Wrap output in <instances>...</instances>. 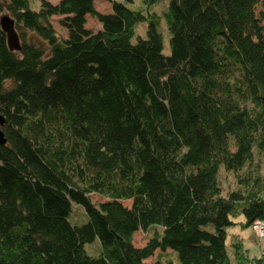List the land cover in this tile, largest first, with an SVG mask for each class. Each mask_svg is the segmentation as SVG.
I'll use <instances>...</instances> for the list:
<instances>
[{"label": "trees", "instance_id": "obj_1", "mask_svg": "<svg viewBox=\"0 0 264 264\" xmlns=\"http://www.w3.org/2000/svg\"><path fill=\"white\" fill-rule=\"evenodd\" d=\"M94 1L0 0V264H264L227 233L264 220V0Z\"/></svg>", "mask_w": 264, "mask_h": 264}, {"label": "rangeland", "instance_id": "obj_2", "mask_svg": "<svg viewBox=\"0 0 264 264\" xmlns=\"http://www.w3.org/2000/svg\"><path fill=\"white\" fill-rule=\"evenodd\" d=\"M51 2H57L58 0H50ZM33 5H37V1L32 2ZM168 0H159L155 3H153L148 10L150 9L151 11H155L158 15H160L167 7ZM129 7L134 8V9H140V10H145L146 8L142 7L141 0H133L132 3L127 4ZM94 7L96 10L100 12H108L110 11V2L107 0H95L94 1ZM60 17L57 15H53L51 17V24L57 32L63 37L66 35V30L62 28V26L59 24L58 19ZM85 26L91 30H96L100 27V23L94 18L91 17L90 15L86 16V23ZM158 30L162 35V43H163V48L162 51L163 53H168L169 52V33L166 28L164 20L160 22L158 25ZM145 29H146V23L144 21H140L135 23L133 27V36L132 40L135 39V36L140 35L144 36L145 35ZM220 179L222 183V187L224 191H227V188H234L235 187V182L233 179V176L231 173L221 171L220 173ZM263 195V194H262ZM92 198L95 201H102L104 200L103 197L97 195V194H92ZM123 204L129 205L130 201L124 200L122 201ZM68 219L71 223H76V224H81L86 220V214L84 213V209L80 204H77L75 202H71V210L68 215ZM160 233L161 232V227L160 226H151L147 228L146 230H137L133 234V244L136 246H141L143 245L147 239L153 235L154 233ZM231 232H237L239 233L245 242V245L251 246V253L254 254H261L262 256L264 255V237L259 239L256 238L255 236L252 235V229L251 226L248 227H240L238 224L231 225L227 228V233ZM253 236V237H252ZM228 242H226L227 244ZM244 244V243H243ZM86 250L91 253V254H96L99 251V241L98 238H95L92 242L86 243L85 244ZM227 251L230 253L229 246H227ZM249 252V250H248ZM155 256H157L160 260L164 261L166 259H171L173 261H176V255L175 253L170 250V249H165L164 251L156 250L155 254L148 258L147 261H152L155 259ZM164 263V262H163Z\"/></svg>", "mask_w": 264, "mask_h": 264}, {"label": "water", "instance_id": "obj_3", "mask_svg": "<svg viewBox=\"0 0 264 264\" xmlns=\"http://www.w3.org/2000/svg\"><path fill=\"white\" fill-rule=\"evenodd\" d=\"M0 28L5 33L6 44L10 50H18L20 48L19 36L14 27V19L8 14L3 13L0 15ZM4 121L3 116L0 114V126ZM6 143V138L0 127V145Z\"/></svg>", "mask_w": 264, "mask_h": 264}, {"label": "built area", "instance_id": "obj_4", "mask_svg": "<svg viewBox=\"0 0 264 264\" xmlns=\"http://www.w3.org/2000/svg\"><path fill=\"white\" fill-rule=\"evenodd\" d=\"M252 233L256 238H263L264 237V220L256 219L251 224Z\"/></svg>", "mask_w": 264, "mask_h": 264}, {"label": "crops", "instance_id": "obj_5", "mask_svg": "<svg viewBox=\"0 0 264 264\" xmlns=\"http://www.w3.org/2000/svg\"><path fill=\"white\" fill-rule=\"evenodd\" d=\"M263 197H264V191H263V195H262ZM253 237V236H252ZM243 246H244V248H246L247 250H249V252H248V254H250V255H253L254 253H251V249H250V247L251 246H249V245H245V242H244V240H243Z\"/></svg>", "mask_w": 264, "mask_h": 264}]
</instances>
